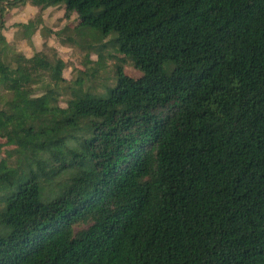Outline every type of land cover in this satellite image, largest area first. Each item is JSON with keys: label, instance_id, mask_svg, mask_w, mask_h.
I'll return each mask as SVG.
<instances>
[{"label": "trees", "instance_id": "trees-1", "mask_svg": "<svg viewBox=\"0 0 264 264\" xmlns=\"http://www.w3.org/2000/svg\"><path fill=\"white\" fill-rule=\"evenodd\" d=\"M27 1L76 13L55 34L112 83L6 59ZM0 137V264H264V0L0 1Z\"/></svg>", "mask_w": 264, "mask_h": 264}, {"label": "rangeland", "instance_id": "rangeland-1", "mask_svg": "<svg viewBox=\"0 0 264 264\" xmlns=\"http://www.w3.org/2000/svg\"><path fill=\"white\" fill-rule=\"evenodd\" d=\"M0 1L5 4L8 0ZM24 5L7 9L6 7L4 8V28L1 29L2 33L4 34L3 31L7 25L12 28H17L15 32H13V30L9 32L5 29L7 32L5 38L8 41L6 40L3 50L6 59L11 60L16 53L32 55L37 49H41L53 62L57 58H60L67 64L66 68L63 70V76L66 79L63 83L65 88L72 85L73 81L80 74V71L90 76L89 83L98 85L100 88L102 84L112 83L115 58H108L107 63L100 66L97 64L98 55L94 50H91V53L86 57L88 52L86 45L90 43V38L93 37L90 31H86L84 35H79L74 31L67 30L65 33L56 35V31L66 26L60 22V18L57 19L54 15L48 18L46 15L42 18L40 24L35 25L36 17L40 10L32 6L26 10ZM8 9L9 12L7 11ZM76 20L77 19L74 18L72 21H67L66 24H69L72 29L76 25ZM83 30L80 31V34L83 33ZM67 38H71L74 42L67 41ZM105 52L111 55L117 54L112 48H109ZM125 71L134 77L139 75V72L130 64H127ZM44 79L47 82L50 81L49 75L45 74ZM39 92H41V90H39ZM66 97H61V104L65 103L64 100ZM11 147L8 139L0 137V167L4 163L6 152Z\"/></svg>", "mask_w": 264, "mask_h": 264}, {"label": "crops", "instance_id": "crops-1", "mask_svg": "<svg viewBox=\"0 0 264 264\" xmlns=\"http://www.w3.org/2000/svg\"><path fill=\"white\" fill-rule=\"evenodd\" d=\"M31 6L32 7H34V8H38L39 10H40V8L39 7H36V6H33V5H31L30 4V2H27L25 5H24V7H25V9L27 10V9H29V8H31ZM8 12H9V9L7 10ZM48 16V18H50V17H52L53 15L55 16V17H57V19H59L60 18V22H62V24L63 25H66V23H67V21H72L74 18H78V15L76 14V13H73L72 14V16H71V18L68 20V19H65V6L64 5H57V6H53V7H49V8H47L44 12H43V14H42V18L43 17H45V16ZM55 22H57V21H55ZM58 23V22H57ZM78 24V20H76V25ZM75 25V26H76ZM64 27V26H63ZM6 30H8L9 32L10 31H12L13 30V32H15L16 30H17V28H15V27H9L8 25H7V27L5 28ZM4 29V37H6L7 36V32H6V30ZM59 29V28H58ZM24 35H26V34H24ZM5 40H7L6 38H5ZM8 41V40H7ZM41 49H37L36 51H40ZM24 55H26V54H24ZM33 55V54H32ZM32 55H26V56H28V57H30V56H32Z\"/></svg>", "mask_w": 264, "mask_h": 264}]
</instances>
